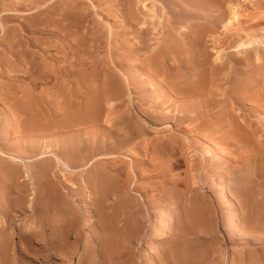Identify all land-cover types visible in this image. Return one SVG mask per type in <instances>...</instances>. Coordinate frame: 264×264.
Segmentation results:
<instances>
[{"label": "rangeland", "instance_id": "1", "mask_svg": "<svg viewBox=\"0 0 264 264\" xmlns=\"http://www.w3.org/2000/svg\"><path fill=\"white\" fill-rule=\"evenodd\" d=\"M174 1L176 7L173 0H0V146L14 154L23 150L28 157L33 152L31 156L35 155L31 144L37 143V148L41 147L36 148V155L50 149L77 170L56 165L52 157L29 164L33 169L50 165L51 175L41 182L46 179L49 186L56 183L53 188L57 192L53 194L57 195H41L29 183L24 194L19 193L20 185L14 184L10 195L13 225L7 228L11 242L8 257L0 256V264H264V106L259 100L264 91V45L229 53L232 45L245 38V32L255 28L253 34L263 33L264 0L258 1L261 5L257 0ZM191 2L206 8L202 6L201 11L199 7L195 12L198 16L193 15ZM229 4L239 7L240 19L225 29ZM220 10L226 17L213 26L207 17L220 18ZM143 11L154 16L147 17ZM188 11L194 18L187 16L191 15ZM205 12L210 15L206 17ZM217 50L222 52L218 60ZM150 63L160 67V72H152ZM106 77L116 78L120 84V90H111L113 97L111 91L101 89ZM199 77L205 95L212 98L215 94L217 101H208L204 91L202 95L197 93L200 99L207 97L211 106L203 98L207 103L204 102L202 115L195 119L197 124L185 122L179 126L169 119L172 113L168 104L174 100L178 104L185 97H172L171 81L192 83ZM127 81L132 82L130 88ZM141 85L145 87L143 92ZM209 88H214V92ZM143 96L146 99L142 101ZM163 96L165 99L160 102ZM98 107L100 114L96 119L79 127H60L61 121L71 114L94 112ZM147 111L162 120L167 111L169 117L165 119L172 124L149 128L143 138L134 139L138 143L133 140L125 149L133 160L108 156L118 152L111 148L106 136L101 137L109 133L110 124V130L117 125L124 134L128 128L125 116L132 114V119L147 123ZM228 125L234 126L235 131H227L231 128ZM39 126L40 130L36 128ZM171 139L179 142L178 155L155 158L156 146ZM5 163L0 159V166ZM165 163L169 165L160 169ZM166 167L171 171H165ZM96 171L109 183L113 174L120 171L121 184L126 182L124 189L121 187L123 191L113 189L102 198L95 187ZM153 172L160 174L149 177ZM144 174L149 178L142 179ZM210 175H216L215 179L208 181ZM134 188L141 194L133 195ZM132 196L135 201H128ZM235 209L240 210L242 217L238 225L232 220ZM195 211H201L197 220ZM3 221L0 219V223ZM31 223L38 227L29 232L25 228Z\"/></svg>", "mask_w": 264, "mask_h": 264}, {"label": "bare ground", "instance_id": "2", "mask_svg": "<svg viewBox=\"0 0 264 264\" xmlns=\"http://www.w3.org/2000/svg\"><path fill=\"white\" fill-rule=\"evenodd\" d=\"M144 1V0H143ZM166 1V0H165ZM195 1V0H194ZM198 1V0H197ZM259 0H257V2H258ZM142 2V1H141ZM167 2H168V0H167ZM174 0H173V4H174ZM199 2V1H198ZM201 2V1H200ZM206 2V1H205ZM253 2V1H252ZM127 3V2H126ZM130 3V2H129ZM144 3V2H143ZM170 3H172L171 1H170ZM169 3V4H170ZM176 3V2H175ZM193 2H191V5H192V9L193 10H195V11H191V13L193 14V13H195L196 12V10H198V8L199 7H201V11H203L202 10V6H203V4H202V6H201V4L200 3H193ZM256 3V2H255ZM259 4L261 3V2H258ZM177 4V3H176ZM258 4V5H259ZM143 5V4H142ZM178 5H179V3H178ZM256 5V4H255ZM258 5L256 6V7H258ZM261 5V4H260ZM145 6V5H144ZM171 6V5H170ZM174 6L176 7V5L174 4ZM180 6V5H179ZM241 6V5H240ZM184 7V6H183ZM203 7H205V6H203ZM148 8V7H147ZM180 8H181V6H180ZM206 8V7H205ZM228 8H229V14H228V16H227V18H226V23H225V29L226 28H231V26L233 25V24H236V22L238 21L239 22V19H240V13H239V7L237 6V5H234V4H229L228 5ZM151 9V8H150ZM170 9V8H169ZM173 9H175V10H178V8H173ZM262 9V8H261ZM175 10H173V11H175ZM184 10V9H183ZM188 10V9H187ZM186 10V11H187ZM130 11V10H129ZM142 11V10H141ZM172 11V12H173ZM180 12H181V10H179ZM185 11V10H184ZM204 11H205V9H204ZM214 11V10H213ZM262 11V10H261ZM145 11H143L142 13H144ZM148 12V11H147ZM180 12H177L178 14L180 13ZM189 12V11H188ZM199 12V11H198ZM207 12V11H206ZM205 12V13H206ZM256 12H258V11H256ZM152 13V12H151ZM151 13H144V15H146L147 17L149 16V17H153L154 15H152ZM154 13V12H153ZM190 13V12H189ZM190 13V14H191ZM212 13V12H211ZM130 14V13H129ZM184 14H186L185 12H184ZM192 14L191 15H187V16H192ZM196 15H197V13H195ZM202 14V13H201ZM210 15V13H206V17L207 16H209ZM213 14V13H212ZM215 14V13H214ZM220 14H222L223 16H221L220 18L218 17V16H216V15H211V17H207V18H211L212 19V24H213V26L214 25H216L217 23H218V21L219 20H221L222 18H224V17H226L225 16V13L223 12V10H220ZM249 14H251V13H249ZM132 15V14H131ZM194 15V14H193ZM195 15V16H196ZM262 15V14H261ZM182 16H184V15H182ZM198 16V15H197ZM196 16V17H197ZM77 17V16H76ZM185 17V16H184ZM190 17H188L187 19H189ZM193 17V16H192ZM250 17V16H249ZM264 17V16H263ZM194 18V17H193ZM152 19V18H151ZM187 19H185V20H187ZM196 19V18H195ZM210 19V20H211ZM194 20V19H193ZM81 21V20H80ZM189 21V20H188ZM191 22H192V20H191ZM247 22V21H246ZM150 24V23H148L147 21H145L144 22V24ZM211 23V22H210ZM195 24V23H194ZM253 24V23H252ZM74 25H76V24H74ZM211 25V24H210ZM257 25V24H256ZM205 26V25H204ZM203 26V27H204ZM207 26H209V25H207ZM235 26V25H234ZM245 26V25H244ZM57 27V26H56ZM210 27V26H209ZM233 27V26H232ZM240 27V26H239ZM250 27H252V25L250 26ZM224 28V27H223ZM241 28V27H240ZM149 29V28H148ZM147 29V30H148ZM210 29V28H209ZM143 30H145V29H143ZM142 30V31H143ZM196 30H198V26H197V29ZM202 31V30H201ZM225 31V30H224ZM252 31H254L255 32V28H254V30H251V31H248V32H245V38H242L241 40H239L238 42H236L234 45H232L229 49H230V52L229 53H231V54H238V53H241V52H244V51H249L250 49H252V48H260L262 45H264V31H263V33H261V34H253L252 33ZM259 31V30H258ZM227 32V31H226ZM225 33V32H224ZM1 34H3V33H1ZM242 35V34H241ZM244 35V34H243ZM222 36V35H221ZM177 37V36H176ZM175 37V38H176ZM241 37H243V36H241ZM173 40H174V38H173ZM176 41H178L177 39H175ZM7 41V40H6ZM10 41V40H9ZM143 41V40H142ZM175 41V42H176ZM145 42V41H144ZM174 42V41H173ZM2 43V42H1ZM13 43V42H12ZM170 43H168L167 45L168 46H172V45H169ZM171 44H173L172 42H171ZM178 44V43H177ZM11 45V44H10ZM5 47V46H4ZM7 47V46H6ZM67 47V46H66ZM173 48L175 47V46H172ZM165 48V47H164ZM18 51V50H17ZM60 52V51H59ZM221 52V50H217V52H216V59L218 60L219 59V54H221L220 53ZM202 54H200V56H201ZM9 56V55H8ZM28 56V55H27ZM221 56V55H220ZM1 57V56H0ZM3 57V56H2ZM164 58H165V56H164ZM214 58V57H213ZM1 59V58H0ZM9 59V58H8ZM83 59V58H82ZM3 60V59H2ZM5 60V59H4ZM11 60V59H10ZM18 60V59H17ZM29 60V59H28ZM55 60V59H54ZM99 60V59H98ZM156 60V59H155ZM160 60V59H159ZM6 61V60H5ZM57 61V60H56ZM101 61V60H100ZM154 61V60H153ZM62 62V61H61ZM78 62H80V61H78ZM152 62V61H151ZM160 62V61H159ZM33 63V62H32ZM153 63V62H152ZM1 64H2V62H1ZM8 64H9V62H8ZM21 64V63H20ZM60 64V63H59ZM159 64V63H158ZM6 65V64H5ZM145 65V64H144ZM150 65H151V63H150ZM2 66V65H1ZM4 66V65H3ZM38 66V65H37ZM85 66V65H84ZM105 66V65H104ZM147 66V65H146ZM6 67V66H5ZM87 67V66H86ZM148 67V66H147ZM10 68V67H9ZM13 68V67H12ZM145 68V67H144ZM150 68V67H149ZM3 69V68H2ZM16 69H17V67H16ZM19 69V68H18ZM23 69V68H22ZM142 69V68H141ZM219 69V68H218ZM217 69V70H218ZM4 70V69H3ZM27 70V69H26ZM32 70V69H31ZM46 70V69H45ZM72 70V69H71ZM213 70H215L214 69V67H213ZM4 71H6V69L4 70ZM36 71V70H35ZM129 71H131V70H129ZM151 71L152 72H154V73H159L160 72V67H158V66H156V65H151ZM171 71V70H170ZM176 71V70H175ZM198 72H199V70H197ZM218 71H220V69L218 70ZM102 72H104V71H102ZM141 72V71H140ZM180 72V71H179ZM203 72V71H202ZM212 72V71H211ZM15 73V72H14ZM106 73V72H105ZM128 73V72H127ZM170 73V72H169ZM168 73V74H169ZM175 72H173V74H174ZM177 73V72H176ZM204 73V72H203ZM206 73V72H205ZM214 73V72H213ZM218 73V72H217ZM8 75H9V73H7ZM21 74V73H20ZM30 74V73H29ZM32 74V73H31ZM165 74V73H164ZM170 74H172V73H170ZM179 73H177V75H178ZM198 74V73H197ZM196 74V75H197ZM212 74V73H211ZM210 74V75H211ZM216 74V73H215ZM214 74V75H215ZM39 75V74H38ZM96 75H100L99 73L98 74H96ZM102 75H104L105 76V74H103L102 73ZM107 75V74H106ZM111 75V74H110ZM198 75H200V74H198ZM209 75V76H210ZM213 75V74H212ZM7 76V75H6ZM36 76V75H35ZM127 76V75H126ZM132 76V75H131ZM166 76V75H165ZM170 76H172V75H170ZM181 76V75H180ZM179 76V77H180ZM206 76V74L204 75V77ZM207 76H208V74H207ZM1 77V76H0ZM43 77V76H42ZM173 77H174V75H173ZM182 77V76H181ZM180 77V80L182 79ZM197 78H198V76H196ZM112 78H115V77H112ZM152 78V77H151ZM167 78H169V77H167ZM176 78V77H175ZM193 78H194V76H193ZM192 78V79H193ZM203 78V77H202ZM210 77H208V79H209ZM213 78V77H212ZM5 79V78H4ZM3 79V80H4ZM9 79V78H8ZM38 79V78H37ZM120 79V78H119ZM126 79V78H125ZM127 79H128V77H127ZM169 79H171V77L169 78ZM174 79V78H173ZM186 79V78H185ZM184 79V80H185ZM220 79V78H219ZM166 80H168V79H166ZM179 80V79H178ZM176 81V80H172L171 81V85H170V87H169V91L171 92V95H172V97H173V95L174 94H178V95H182V96H184L185 98L182 100V102H180V103H178V104H176L174 101H171V102H169V104H168V110H169V113H172V115H170V117H169V113H167V111H166V114H165V112L163 113L164 115H165V117H164V121L165 122H163V120L160 118H158L157 117V115L156 116H153L152 115V113L150 112V111H147V112H150V113H148L146 116H145V119H146V121H147V123H141V122H138V121H136V120H134V119H132L131 118V116H132V114H128V116L126 117L125 116V120H127L128 121V128L125 130V133L124 134H122L121 133V129L120 128H117V125H115L116 126V128H113V130H110V129H112L111 127H112V125L110 124V126H109V130H107V131H109V133L108 132H106L107 134H105L104 133V135H102V134H100V135H102L101 137H102V139H103V136H106V141L107 140H109L110 142H108V143H111V148L113 149V150H117L118 152L117 153H114V154H109L108 156H120V157H122V158H124V159H134L133 157H131V156H128L130 153L128 152V151H126L125 149H127L128 148V146L129 145H131L132 144V141L134 140V139H136V138H138V139H140V138H143L145 135H146V133H147V131L149 130V128H156V127H159V126H161V128L162 127H164V126H166V125H168L169 123H171V122H168L167 123V120L165 119L166 117H167V119H168V117H169V119L171 118V120L173 119L179 126L181 125H184V123L186 122H188L189 124H186V125H191L190 123H194L196 120V117L198 116V115H202V111H203V107H206L205 106V103H207L208 101H210L211 99H212V102L215 104V102L213 101V99H214V96H215V94H214V96L212 97V98H210L209 97V95H205V94H207V92L206 91H204L203 89H202V84H203V81H202V79H200V77H199V80H196V81H194V82H192V83H186V82H182V81ZM190 80V79H189ZM189 80H187V81H189ZM222 80V79H221ZM84 81V80H83ZM106 81V82H105ZM126 81V80H125ZM170 81V80H169ZM193 81V80H192ZM210 81V80H209ZM103 82H104V84H103V87L101 86V89H102V91L103 92H107V91H118V90H120L119 89V86H120V84L117 82V80H116V78H115V80H113V79H109V78H107L106 77V79L105 80H103ZM190 82H191V80H190ZM212 82V81H211ZM71 83V82H70ZM131 81H127V84L126 85H128V87L130 88V85H131ZM167 84H168V82H167ZM216 84V83H215ZM96 85V84H95ZM204 85H206V84H204ZM211 85H214V84H211ZM217 85V84H216ZM123 86V85H122ZM152 86V85H151ZM150 86V87H151ZM128 87H127V89H128ZM138 87V86H137ZM136 87V88H137ZM204 87V86H203ZM210 87V86H209ZM212 87H214V86H212ZM211 87V88H212ZM98 88H100V87H97V89ZM206 88H207V85H206ZM211 88H209V89H211ZM125 89V88H124ZM138 89V88H137ZM122 90V89H121ZM145 90V87L143 86V85H141V90L140 91H144ZM156 90V89H155ZM162 89H159V91H161ZM212 90V89H211ZM210 90V91H211ZM217 90H218V88H217ZM59 91V90H58ZM112 91H111V96H112ZM128 91V90H127ZM139 91V90H138ZM201 91H204L205 93H203L205 96H208L209 98H208V101H207V97H202L201 96V99H200V95H202V93H201ZM213 92H214V88H213V90H212ZM130 92V91H129ZM163 92V91H162ZM212 92V93H213ZM217 92V91H216ZM89 93V92H88ZM131 93V92H130ZM157 93V92H156ZM159 93V92H158ZM166 93V92H165ZM197 93H201L199 96H198V94ZM104 94V93H103ZM109 94V93H108ZM126 94V93H125ZM164 94V93H163ZM162 94V95H163ZM167 94L168 93H166V96H167ZM208 94H209V92H208ZM98 95H99V93H98ZM106 95V94H105ZM116 95V94H115ZM128 95V94H127ZM132 95V94H131ZM161 95V96H162ZM165 95V94H164ZM169 95V94H168ZM257 95V94H256ZM71 96V95H70ZM107 96H110V95H107ZM107 96H105V97H107ZM217 96H219V95H217ZM258 96V95H257ZM105 97H103V98H105ZM113 97V96H112ZM129 97V96H128ZM168 97V96H167ZM166 97V98H167ZM97 98V97H96ZM203 98H204V100H206V101H204L203 102ZM218 98V97H217ZM142 101L144 100V99H146V97L145 96H143L142 98ZM164 99H165V97L163 96V97H161V99L159 100L160 102H162V101H164ZM178 99V98H177ZM215 99H216V97H215ZM214 99V100H215ZM219 99V98H218ZM258 99V98H257ZM220 100V99H219ZM260 101H261V104L264 106V91L260 94V99H259ZM158 101V102H159ZM167 101V100H166ZM165 101V102H166ZM215 101H217V100H215ZM12 102V101H11ZM158 102H156V103H158ZM212 102H208V104L210 103V106H211V103ZM13 103V102H12ZM164 103V102H163ZM217 103V102H216ZM102 104V103H101ZM160 104V103H159ZM38 105V104H37ZM164 105V104H163ZM32 106V105H31ZM39 106V105H38ZM134 106V105H133ZM141 106V105H140ZM155 106H157V104L155 105ZM209 106V105H208ZM158 107V106H157ZM156 107V108H157ZM164 107V106H163ZM162 107V108H163ZM212 107H214V106H212ZM38 108V107H37ZM134 108L137 110V111H140L139 110V108H138V106H134ZM155 108V109H156ZM165 108V107H164ZM208 108V107H207ZM210 108V107H209ZM124 109V108H123ZM122 109V110H123ZM167 109V108H166ZM226 109V108H225ZM16 110V109H15ZM18 110V109H17ZM39 110V109H38ZM121 110V111H122ZM125 110V109H124ZM143 110V109H142ZM84 111V110H83ZM211 112V110H208V112ZM20 112V111H19ZM72 112V111H71ZM130 112H133L134 113V111L133 110H130ZM204 112V111H203ZM18 113V112H17ZM24 113V112H23ZM127 113H129V111H124V114H127ZM100 114V108L98 107V109H96L94 112H91V111H84V112H81V113H78V114H71L66 120H63V121H61V123H60V127H69V126H73V125H77V127H79L78 125L79 124H85L86 122H88V121H90V120H93V119H96L97 117H98V115ZM162 114V115H163ZM36 115V114H35ZM119 115V114H118ZM121 115V114H120ZM159 115V114H158ZM163 115V116H164ZM209 115V114H208ZM207 115V116H208ZM41 116V115H40ZM117 116V115H116ZM161 116V115H160ZM206 116V115H205ZM211 116V115H210ZM119 117V116H118ZM121 117V116H120ZM203 117V116H202ZM201 117V118H202ZM209 117V116H208ZM220 117V116H219ZM31 118V117H30ZM113 118V117H112ZM163 118V117H162ZM199 118V117H198ZM200 118V119H201ZM27 119V118H26ZM42 119V118H41ZM114 119V118H113ZM204 119V118H203ZM33 120H36V119H32V121ZM170 120V121H171ZM172 120V121H173ZM227 120V119H226ZM109 121V120H108ZM140 121V120H139ZM202 121V120H201ZM203 121H205V120H203ZM21 123V122H20ZM36 123V122H35ZM115 123H119V121L118 122H115ZM202 123V122H201ZM201 123H199V124H201ZM205 123V122H204ZM224 123V122H223ZM30 124V123H29ZM172 124V123H171ZM174 124V123H173ZM195 124V123H194ZM193 124V125H194ZM196 124H197V121H196ZM36 125V124H35ZM175 125V124H174ZM218 125H219V122H218ZM221 125V124H220ZM171 126V125H170ZM229 126V125H228ZM244 126V125H243ZM35 127V126H34ZM88 127V126H87ZM198 127V126H197ZM205 127V126H204ZM229 127H231V126H229ZM236 127H238V126H236ZM37 129L39 128V130H40V128H41V126H39V127H36ZM105 128V127H104ZM160 128V127H159ZM165 128V127H164ZM192 128V127H191ZM30 129H31V127H30ZM36 129V130H37ZM65 129V128H64ZM77 129H79V128H77ZM85 129V128H84ZM100 129V128H99ZM107 129V128H106ZM195 129V128H194ZM210 129H213V128H210ZM222 129H223V127H222ZM58 130V129H57ZM67 130V129H66ZM71 130V129H70ZM105 129H103V131H104ZM153 130V129H152ZM179 130V129H178ZM183 130V129H182ZM181 130V131H182ZM199 130H201V129H199ZM225 130V129H224ZM237 130H239L240 131V128L238 129L237 128ZM53 131H54V129H53ZM64 131V130H63ZM75 131V130H74ZM99 131V130H98ZM97 131V132H98ZM102 131V132H103ZM181 131H179L180 133H181ZM208 131H210V130H208ZM226 131V130H225ZM227 131H230V132H233V131H235L234 130V126H232L230 129H227ZM79 132V131H78ZM83 132H84V130H83ZM96 132V133H97ZM39 133V132H38ZM43 133V132H42ZM217 133V132H216ZM226 133V132H225ZM229 133V132H228ZM37 134V133H36ZM41 134V133H40ZM66 134V133H65ZM89 134V133H88ZM98 134V133H97ZM215 134V133H214ZM33 135V134H32ZM67 135V134H66ZM73 135V134H72ZM81 135V137H82V139H83V141H84V138H83V135L82 134H80ZM93 135H95V134H93ZM212 135H213V131H212ZM215 135H217V134H215ZM214 135V136H215ZM218 135H222V134H220L219 132H218ZM217 135V136H218ZM238 135H240V134H238ZM21 136V135H20ZM38 136H39V134H38ZM37 135H36V137H38ZM76 136H78V134H76ZM75 136V137H76ZM96 136V135H95ZM23 137V136H22ZM29 137V136H28ZM34 137H35V135H34ZM43 137V136H42ZM73 137V136H72ZM74 137V138H75ZM79 137V136H78ZM80 137V138H81ZM7 138V137H6ZM39 138V137H38ZM66 138V137H65ZM24 139V138H23ZM81 139V140H82ZM99 139H100V136H99ZM216 139V138H215ZM70 140V139H69ZM97 140V139H96ZM105 140H100L101 142L103 141L104 143H105ZM166 140V139H165ZM214 140V139H213ZM52 141V140H51ZM79 141H80V139H79ZM139 141V140H138ZM138 141H135L134 140V144H136V143H138ZM18 142V141H17ZM33 142V141H32ZM32 142H29V143H32ZM59 142V141H58ZM66 142V141H65ZM71 142V141H70ZM81 142V145H82V141H80ZM85 142H87V140L85 141ZM99 142V141H98ZM102 142V144H104ZM215 142V141H214ZM216 142H217V140H216ZM224 142V141H223ZM230 142V141H229ZM40 143V141L38 142V144ZM46 143H47V141H46ZM68 143V142H67ZM88 143V142H87ZM90 143V142H89ZM107 143V142H106ZM105 143V144H106ZM156 143V142H155ZM159 143V142H158ZM179 142H177V140L175 141V140H169V141H164V142H162V143H159L157 146H156V149H154L155 150V152H154V156H155V158H164V157H170V155H172V154H174V153H176L177 154V152H179L180 150H179V144H178ZM181 143V142H180ZM21 144V143H20ZM33 144V143H32ZM31 144V146H32V148L33 149H35V151H36V153H37V150H36V148H37V146H36V144L34 143V145H32ZM91 144V143H90ZM99 143H97L96 142V145H98ZM182 144V143H181ZM28 145V144H27ZM27 145H25V146H27ZM154 145H156V144H154ZM20 146V145H19ZM30 146V145H29ZM30 146V147H31ZM58 146V145H57ZM101 146V145H100ZM151 146V145H150ZM228 146H229V144H228ZM41 146H39L38 148H40ZM84 147V146H83ZM90 147V146H89ZM103 147V146H102ZM101 147V148H102ZM107 147H109L108 145H107ZM152 147V146H151ZM182 147L185 149V147L182 145ZM27 148H28V146H27ZM37 148V149H38ZM131 148V147H130ZM147 148V147H146ZM153 148V147H152ZM224 148V147H223ZM20 149H22V147L20 148ZM45 149V148H44ZM210 150H211V147L209 148ZM16 150V149H15ZM26 150V149H25ZM39 150V149H38ZM129 150V149H128ZM131 150H133L132 148H131ZM179 150V151H178ZM213 150V149H212ZM211 150V151H212ZM18 151V153L19 154H14L13 152H10L9 150H7V149H4L3 147H1L0 146V159H3V160H5V164L4 165H1L0 166V179H2L1 181H2V184L0 185V219H3L4 221L3 222H1L0 223V256L2 257V258H6V257H8L7 256V254H8V249H9V243L11 242L10 241V233L8 232L9 230H7V228H8V225L9 224H12V203H11V201H10V195H11V189H12V187L14 188V184L16 183V184H18V185H20V191L18 190V192L20 193V192H22L23 194H24V192L28 189L27 188V183H29V184H31L32 185V188L34 189V190H36V191H38V190H40V192H41V195L42 194H44V195H51V194H53L54 192H57V190H56V187L55 188H53L54 186H56L55 184H54V186H49V185H47V182L48 181H46V179H45V181L43 182V183H45V186L43 185V183L41 182V181H43V178L45 177H48V175H51L50 174V170H49V168L48 167H50V165L49 166H46V167H37V168H35V169H33V168H31L30 167V163H33V162H36V161H38V160H40V159H44V158H47V157H52L53 158V160H54V162L56 161V165H57V163H59L58 165L60 166L61 164L65 167V169H67V170H69V171H73L74 169L73 168H71L70 167V165H68V163L67 162H64L61 158H60V156L57 154V153H55V152H53V151H50V149H47L46 148V150H43L41 153H39V155H36V153H35V155H33V156H25L24 155V153H23V150L21 151V150H17ZM138 151V150H137ZM182 151V150H181ZM126 152H128L129 154L127 155V153L125 154ZM134 152V151H133ZM146 152V151H145ZM212 152H214V151H212ZM92 153V152H91ZM208 153H209V151H208ZM38 154V153H37ZM80 154V153H79ZM82 154V153H81ZM138 154H140L139 152H138ZM143 154V153H142ZM142 154H140V155H142ZM211 154V153H210ZM213 154H215V153H213ZM28 155V154H27ZM85 155V154H84ZM178 155V154H177ZM182 155V154H181ZM86 156V155H85ZM105 156V155H104ZM107 156V155H106ZM147 156H150V155H147ZM151 156H153V155H151ZM184 156V155H183ZM136 157V156H135ZM142 157H144V156H142ZM84 158H86V157H84ZM83 158V159H84ZM100 158V157H99ZM136 158H138V157H136ZM80 159V158H79ZM82 159V158H81ZM96 159V158H95ZM94 159V160H95ZM147 159V158H146ZM150 159V158H149ZM167 159V158H166ZM175 159H177V158H175ZM174 159V160H175ZM93 160V161H94ZM178 160V159H177ZM182 160H184V158L182 159ZM81 161H83V160H81ZM93 161H91V163L93 162ZM139 161V160H138ZM162 160H160V162H161ZM164 161H165V159H164ZM168 161V160H167ZM95 162V161H94ZM152 162H154V161H152ZM166 162V161H165ZM136 163V162H135ZM139 163V162H138ZM162 163H164V162H162ZM178 163V162H177ZM180 163H182V162H180V160H179V163H178V165L180 164ZM40 164V163H39ZM155 164H157V163H155ZM174 164H176V163H174ZM173 164V165H174ZM184 164V163H183ZM94 165H96V164H94ZM154 165V164H153ZM158 165V164H157ZM156 165V166H157ZM162 165V167L160 168V169H162L163 168V165H169V164H161ZM177 165V164H176ZM175 165V166H176ZM181 165V164H180ZM99 166V165H98ZM97 166V167H98ZM104 166H106V165H104ZM103 166V167H104ZM132 166V165H131ZM54 167H55V164H54ZM119 167V166H118ZM160 167V166H159ZM173 167V166H172ZM52 168L53 167H51V170H52ZM56 168V167H55ZM102 168V167H101ZM106 168V167H105ZM156 168V167H155ZM84 169V168H83ZM120 169H122L121 167H120ZM153 169V168H152ZM169 169V168H168ZM167 169V167H166V169H165V171L166 170H168ZM177 169V168H176ZM108 170V169H107ZM133 170V169H132ZM148 170V169H147ZM154 170V169H153ZM157 170V169H156ZM159 170V169H158ZM157 170V171H158ZM261 170V169H260ZM74 171H77V170H74ZM117 171V170H116ZM124 171H125V169H124ZM160 171V170H159ZM164 171V172H165ZM169 171H171L170 169H169ZM168 171V172H169ZM51 172H53V171H51ZM126 172V171H125ZM135 173H136V171H134ZM143 172V171H142ZM148 172V171H147ZM163 172V171H162ZM161 172V173H162ZM164 172H163V174H164ZM133 173V172H132ZM140 173V172H139ZM146 173V172H145ZM152 173V172H151ZM160 174L159 172H156L155 174ZM120 174V171H118L117 173H115V174H113V177H112V179H111V182L109 183V182H105V180L100 176V174L96 171V173H95V176H94V180L96 181V185H95V187H96V189L99 191V193L101 194H99L100 196H102V198L103 197H105V194H107L108 193V191H112L113 189L114 190H122V186H124V183H125V185H126V182H124V183H122L121 184V181H120V179H119V177H118V175ZM142 174V173H141ZM147 174V173H146ZM154 174V172H153V176H150L149 174V177H152V178H155V175ZM158 174H157V177H158ZM165 174H166V172H165ZM56 175V174H55ZM111 175V174H110ZM152 175V174H151ZM162 175V174H161ZM57 176V175H56ZM120 176V175H119ZM145 176H147V175H145L144 174V176L142 177V179H144V177ZM160 176V175H159ZM163 176V175H162ZM161 176V177H162ZM148 177V176H147ZM146 177V178H147ZM148 177V178H149ZM160 177V178H161ZM215 177H216V175H213V176H211L210 175V177H209V180L208 181H211V180H214L215 179ZM50 178V177H49ZM121 178V177H120ZM134 178V177H133ZM163 178V177H162ZM65 179V178H64ZM139 179V178H138ZM47 180H49V179H47ZM50 180H51V178H50ZM123 180H124V178H123ZM128 180V179H127ZM137 181V180H136ZM52 182V181H51ZM141 182V181H140ZM50 183V182H49ZM63 183V182H62ZM129 183V182H128ZM127 183V184H128ZM53 184V183H52ZM64 184V183H63ZM67 184V183H66ZM95 184V183H94ZM133 183H131V185H132ZM17 185V186H18ZM130 185V184H129ZM128 185V186H129ZM30 186V185H29ZM133 186V185H132ZM135 186V185H134ZM176 186V185H175ZM25 187L27 188L26 190H25ZM122 187V188H121ZM139 187H141V186H139ZM222 187H223V189L225 190V188H226V186L223 184L222 185ZM18 188V187H17ZM127 188V187H126ZM132 189H133V187H131ZM131 188H130V190H131ZM145 188H147V187H145ZM144 188V189H145ZM124 189V188H123ZM129 189V188H128ZM148 189V188H147ZM146 189V190H147ZM171 189V188H170ZM134 193H133V195H137L138 193H140L141 194V192H140V190L138 189V188H134ZM150 190V189H149ZM223 190V191H224ZM116 191V192H117ZM123 191V190H122ZM132 191V190H131ZM39 192V193H40ZM59 192H60V190H59ZM114 192V191H113ZM115 192V193H116ZM147 192V191H146ZM39 193H37L38 195H39ZM119 193V192H118ZM123 193V192H122ZM122 193H120V194H122ZM156 193V192H155ZM26 194V193H25ZM56 195H57V193H55ZM55 194H53V195H55ZM60 194V193H59ZM58 194V195H59ZM114 194V193H113ZM61 195H62V193H61ZM61 195H59V196H61ZM98 195V196H99ZM17 196H18V194H17ZM59 196H57V198L59 197ZM64 196V195H63ZM62 196V197H63ZM114 196H116L117 197V195H115L114 194ZM121 196V195H120ZM24 197V196H23ZM53 197V196H52ZM122 197V196H121ZM13 198V197H12ZM21 198H22V195H21ZM36 198V197H35ZM98 198V197H97ZM118 198V197H117ZM20 198H18V200H19ZM23 199V198H22ZM25 199V198H24ZM46 199V198H45ZM52 199H54V198H51V200ZM131 199H134V200H132V201H135V199L136 198H134L133 196L131 197V198H128L127 200L128 201H131ZM55 200V199H54ZM54 200H52V201H54ZM103 200V199H102ZM144 200L145 201H149V200H147L146 198H144ZM20 201V200H19ZM46 201V200H45ZM52 201H50V202H52ZM58 201V200H57ZM24 202V201H23ZM60 202V201H59ZM64 203H65V201H63ZM100 202V201H99ZM102 202V204L104 203L103 201H101ZM101 202L99 203V204H101ZM150 202V201H149ZM131 203V202H130ZM130 203H128L127 205H129ZM143 203V202H142ZM24 204V203H23ZM55 204H58V203H55ZM136 204V202H134L133 203V205H135ZM59 205V204H58ZM108 205V204H107ZM127 205H125L123 208L124 209H126V207H128ZM192 205H193V203H192ZM196 205V204H195ZM22 207V206H21ZM45 207V206H44ZM49 207V206H48ZM102 207H103V205H102ZM107 207V206H106ZM110 207V206H109ZM114 207V206H113ZM118 207H120V205L118 206ZM138 207V206H137ZM38 208V207H37ZM123 208H121L122 210H123ZM14 209V208H13ZM129 210V209H128ZM131 210H133V209H131ZM130 210V211H131ZM196 210V209H195ZM46 211V210H45ZM74 211H76L75 209H74ZM112 211H114V212H116L115 211V209L114 210H112ZM127 211V210H126ZM101 212V211H100ZM113 212V213H114ZM120 212V211H119ZM125 212V211H124ZM133 212V211H132ZM196 212V211H195ZM194 212V213H195ZM118 213V212H117ZM200 213H201V211H198V212H196L195 214H194V219L195 220H197V216H199L200 215ZM103 214H105V212H103ZM70 215V214H69ZM116 215V214H115ZM126 215V214H125ZM132 215V214H131ZM89 216H92V215H89ZM103 216V215H102ZM101 217V216H100ZM99 217V218H100ZM104 217V216H103ZM14 218V217H13ZM89 218V217H88ZM191 218V217H190ZM74 219H75V216H74ZM92 219V218H91ZM91 219H89V220H91ZM241 219H242V217H241V212H240V210L239 209H235V211L233 212V217H232V220H233V222H234V224H237L238 225V223H240V221H241ZM67 220V219H66ZM89 220H87V221H89ZM117 220V219H116ZM131 220V219H130ZM2 221V220H1ZM14 221V220H13ZM104 220H102V222H103ZM193 221V220H192ZM118 223V222H117ZM136 223V222H135ZM125 224V223H124ZM127 224V223H126ZM138 224V223H137ZM13 225V224H12ZM23 225V224H22ZM105 225H106V223H105ZM107 226H109L108 224H107ZM119 226V225H118ZM22 227V226H21ZM38 226H37V224H35V223H31L29 226H27V228H25V229H27V231H29V230H32V229H34V228H37ZM108 228V227H107ZM111 228H112V226L111 227H109L108 229L109 230H111ZM114 228V227H113ZM136 229H137V227H135ZM134 229V227H132V229H131V231ZM135 229V231H137ZM199 229V228H198ZM20 230V229H19ZM18 230V231H19ZM107 230V229H106ZM29 232H31V231H29ZM129 232V231H128ZM133 232V231H132ZM131 232V234L133 235L134 233H132ZM205 232V231H204ZM19 233H20V231H19ZM28 233V232H27ZM21 234V233H20ZM25 234V233H24ZM113 234V233H112ZM130 233L128 234V235H131ZM22 235V234H21ZM102 235H104V234H102ZM110 235V234H109ZM131 235V237H133ZM23 237V236H22ZM103 238V237H102ZM101 238V239H102ZM107 238H109V237H107ZM106 238V239H107ZM113 238V237H112ZM127 238H129V236L127 237ZM134 238V237H133ZM103 239H105V238H103ZM130 239V238H129ZM129 239H126V241L127 242H129L128 240ZM132 239V238H131ZM101 241V240H100ZM105 241V240H104ZM126 241H124V243L125 244H127V242ZM132 241V240H131ZM108 242H109V240H108ZM106 243H104V245H105ZM110 244V243H109ZM129 244V243H128ZM102 245V244H101ZM112 245H114V244H112V242H111V246ZM107 246V245H106ZM115 246V245H114ZM113 246V247H114ZM175 246V245H174ZM176 246L179 248V246H180V243H177L176 244ZM125 247H127L126 245H125ZM123 248V247H122ZM177 248V249H178ZM123 254V253H122ZM127 257H128V255H126ZM125 256V257H126ZM124 257V258H125ZM7 259V258H6ZM1 260V259H0Z\"/></svg>", "mask_w": 264, "mask_h": 264}]
</instances>
